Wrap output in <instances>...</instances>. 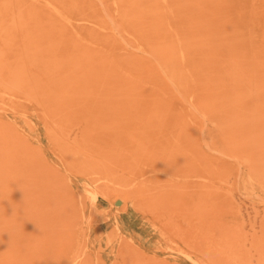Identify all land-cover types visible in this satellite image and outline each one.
I'll use <instances>...</instances> for the list:
<instances>
[{"label": "rangeland", "instance_id": "obj_1", "mask_svg": "<svg viewBox=\"0 0 264 264\" xmlns=\"http://www.w3.org/2000/svg\"><path fill=\"white\" fill-rule=\"evenodd\" d=\"M0 264H264V0H0Z\"/></svg>", "mask_w": 264, "mask_h": 264}]
</instances>
